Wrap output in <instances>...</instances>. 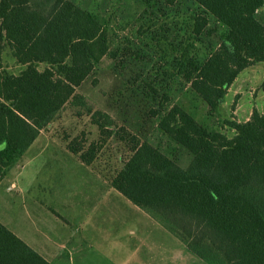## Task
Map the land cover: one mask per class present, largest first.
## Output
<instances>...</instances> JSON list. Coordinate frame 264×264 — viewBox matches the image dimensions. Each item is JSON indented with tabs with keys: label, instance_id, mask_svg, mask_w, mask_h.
I'll return each instance as SVG.
<instances>
[{
	"label": "trees",
	"instance_id": "1",
	"mask_svg": "<svg viewBox=\"0 0 264 264\" xmlns=\"http://www.w3.org/2000/svg\"><path fill=\"white\" fill-rule=\"evenodd\" d=\"M193 1L205 14L192 19L191 36L207 30V16L225 33L204 60L185 47L173 69L215 117L239 75L264 63V0ZM112 43L108 24L71 0H0V183L53 131L86 167L108 152L119 165L110 187L178 239L195 264H264V112L223 120L218 131L179 105L160 106L153 115L176 152L166 154L78 92L103 58L118 59ZM6 49L23 68L18 74L4 65ZM178 150L190 157L187 167ZM0 264L49 263L0 222Z\"/></svg>",
	"mask_w": 264,
	"mask_h": 264
},
{
	"label": "rangeland",
	"instance_id": "2",
	"mask_svg": "<svg viewBox=\"0 0 264 264\" xmlns=\"http://www.w3.org/2000/svg\"><path fill=\"white\" fill-rule=\"evenodd\" d=\"M71 1L108 24L112 49L119 50L116 61L101 60L78 92L95 110L108 113L166 154L176 152L153 115L160 106L179 105L199 123L218 131H225L223 120L243 123L254 108L264 112V64L239 75L215 117L209 116L207 105L175 75L174 62L185 47L204 60L225 33L219 22L207 16V30L200 37L191 36L192 19L205 14L193 0ZM3 57L8 72L18 74L23 69L15 64L9 49ZM53 134L44 137L49 138L44 140L47 144L53 141L46 154L49 164L24 201L21 194L5 191L27 154L0 183V222L4 226L45 255L49 264H195L178 239L110 187L112 170L119 165L109 159L108 152L94 167H86L61 151ZM177 158L182 167L188 166L190 157L185 152L178 150ZM41 186L51 190L41 194ZM71 248L76 249L73 254Z\"/></svg>",
	"mask_w": 264,
	"mask_h": 264
},
{
	"label": "crops",
	"instance_id": "3",
	"mask_svg": "<svg viewBox=\"0 0 264 264\" xmlns=\"http://www.w3.org/2000/svg\"><path fill=\"white\" fill-rule=\"evenodd\" d=\"M261 64H264V63H261ZM257 65H259V64H257ZM254 109H256V108H254ZM251 114L248 116V119L246 121L249 120V118L251 117ZM46 134H48V133H45V132L42 133L39 136V138L37 139V141L34 143V145L27 152V155H28L27 160H25V163L23 164L22 169L19 172H17V174L15 175V181L14 182H11V183L7 182L5 194H8V193L11 194V195L12 194H18V195L21 194V196H23V201H24V199H26L25 196L30 195L32 193V191L36 189L35 186H36L37 179L39 178L40 174L47 168V166L49 164V159H48V157H47L46 154H47L48 150L51 148V145L53 143V141L51 140L52 143L49 142V144H47V142H48L47 140H49V138L48 139L45 138L47 142L44 141L45 140L44 137H46ZM53 139H54V141L55 140L58 141V145L61 147V151H65L69 155H71L65 149V147L62 145V143L58 139H56V138H53ZM46 144H47V146H46ZM36 146H38V147H36ZM29 153H31V155H29ZM71 156L74 157L73 155H71ZM49 184H51V183H49ZM46 187L47 186H44L43 188H42V186L41 187H38V191L40 190V193L41 194L43 192H46V193H47V191L49 192L51 189H49L48 187L46 188ZM47 189H49V190H47ZM18 195H17V197H19ZM42 204H41V207L43 208V205ZM39 212H41V211L39 210ZM143 213H145V212H143ZM75 251H76L75 248H71V253L72 254ZM39 254L42 257H44V258L46 257L45 255H42L41 253H39Z\"/></svg>",
	"mask_w": 264,
	"mask_h": 264
}]
</instances>
